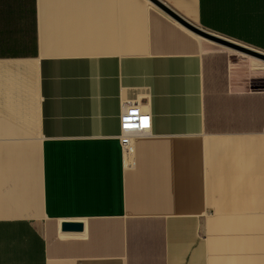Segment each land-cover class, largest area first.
<instances>
[{"label":"crops","instance_id":"obj_1","mask_svg":"<svg viewBox=\"0 0 264 264\" xmlns=\"http://www.w3.org/2000/svg\"><path fill=\"white\" fill-rule=\"evenodd\" d=\"M185 25L264 56V0H0V264H264V89Z\"/></svg>","mask_w":264,"mask_h":264},{"label":"built area","instance_id":"obj_2","mask_svg":"<svg viewBox=\"0 0 264 264\" xmlns=\"http://www.w3.org/2000/svg\"><path fill=\"white\" fill-rule=\"evenodd\" d=\"M119 143L124 155L131 157L134 154V141L148 135L151 127V117L139 102L127 101L121 107L119 116ZM145 120L147 124L145 125Z\"/></svg>","mask_w":264,"mask_h":264},{"label":"rangeland","instance_id":"obj_3","mask_svg":"<svg viewBox=\"0 0 264 264\" xmlns=\"http://www.w3.org/2000/svg\"><path fill=\"white\" fill-rule=\"evenodd\" d=\"M231 65L237 68V75L241 80L248 83L250 86L249 78L254 79L255 87L264 89V63L244 57L232 58ZM133 159V155L128 157V162Z\"/></svg>","mask_w":264,"mask_h":264},{"label":"water","instance_id":"obj_4","mask_svg":"<svg viewBox=\"0 0 264 264\" xmlns=\"http://www.w3.org/2000/svg\"><path fill=\"white\" fill-rule=\"evenodd\" d=\"M185 26H186V28H188L189 30L194 32L196 35H199L200 37H202L205 40L207 39V40H209V41H211V42H213V43H215L221 47H225L229 50H233V51L238 52V53L240 52V53H243L246 55H250L253 57L254 60L256 59V60H259V61L264 63V56H261V55L257 54L256 52L253 53V52L241 47L240 45L238 46L236 44L230 43V42L224 40L223 38L221 39V38H219L215 35H212L210 33H207V32L205 33V32L198 30L192 26H190V27L188 25H185ZM82 228H83V224H81V223L66 222V223H63L61 225V232H66V231L67 232H81Z\"/></svg>","mask_w":264,"mask_h":264},{"label":"snow or ice","instance_id":"obj_5","mask_svg":"<svg viewBox=\"0 0 264 264\" xmlns=\"http://www.w3.org/2000/svg\"><path fill=\"white\" fill-rule=\"evenodd\" d=\"M144 123H145V125H146V124H147V121L145 120V122H144Z\"/></svg>","mask_w":264,"mask_h":264},{"label":"bare ground","instance_id":"obj_6","mask_svg":"<svg viewBox=\"0 0 264 264\" xmlns=\"http://www.w3.org/2000/svg\"><path fill=\"white\" fill-rule=\"evenodd\" d=\"M254 60V59H253ZM256 60V59H255ZM261 62V61H260ZM124 153V152H123Z\"/></svg>","mask_w":264,"mask_h":264}]
</instances>
